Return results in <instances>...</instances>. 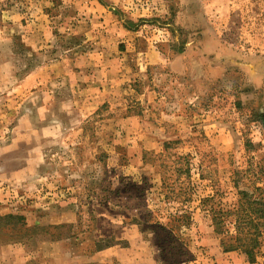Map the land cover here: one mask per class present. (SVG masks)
I'll list each match as a JSON object with an SVG mask.
<instances>
[{"label": "rangeland", "instance_id": "1", "mask_svg": "<svg viewBox=\"0 0 264 264\" xmlns=\"http://www.w3.org/2000/svg\"><path fill=\"white\" fill-rule=\"evenodd\" d=\"M254 185L264 0H0V264H263L209 212Z\"/></svg>", "mask_w": 264, "mask_h": 264}, {"label": "trees", "instance_id": "2", "mask_svg": "<svg viewBox=\"0 0 264 264\" xmlns=\"http://www.w3.org/2000/svg\"><path fill=\"white\" fill-rule=\"evenodd\" d=\"M188 165V163H187ZM167 166V165H166ZM173 172L178 176L185 173V179L189 178L188 166L183 169L181 166L172 167ZM162 185L167 186L168 192L165 194V199H173V196L178 195L172 185L166 183L165 178H161ZM235 186H237L235 184ZM238 199L228 207L220 205L211 206L209 208L210 216L214 231L221 235V245L224 251H238L242 253L249 263H255L256 257L259 255L261 245V237L264 229V186L259 187L254 185L251 191L238 189ZM208 198L203 199V203L208 201ZM178 219L185 220V215H176ZM230 216L232 219V232L226 228L225 218ZM9 219L17 216L12 213L7 214ZM264 258V252L261 253ZM264 264V262H263Z\"/></svg>", "mask_w": 264, "mask_h": 264}, {"label": "crops", "instance_id": "3", "mask_svg": "<svg viewBox=\"0 0 264 264\" xmlns=\"http://www.w3.org/2000/svg\"><path fill=\"white\" fill-rule=\"evenodd\" d=\"M106 60H107L106 64H99V66H102V68H101V70H97V71H99V72L105 71L108 76H111L113 78V76L111 75L112 69H108L112 65L113 61L110 58H109V60H108V58H106ZM42 70H44V68H39V71L37 70V72L34 75V77H35L34 80L37 77L41 76V73H39V72H42ZM104 79H106V78L104 77ZM109 80H111V79H109ZM99 81H101V80L97 74V75H92V76L87 77L86 78V84H82L83 85L82 89L84 90V92H88L89 94L90 93L92 94L89 97L85 98V99H87V103H90V105L92 106V111L91 112L87 111V113H82L83 115H85V114L89 115V114L93 113L98 108L99 104H101L102 102L105 101V100L100 101L103 94L105 95V89H104V86L101 87V85H99L100 84ZM110 92H111V90L108 91V93H110ZM84 94H86V93H84ZM88 100H91V101H88ZM82 112H83V110H82ZM135 159L137 161H139V160H141V156H139V154H137V156L133 157V161H132V159L130 160L131 163H135L136 162Z\"/></svg>", "mask_w": 264, "mask_h": 264}]
</instances>
